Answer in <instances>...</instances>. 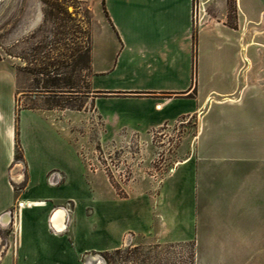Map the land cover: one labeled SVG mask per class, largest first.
Masks as SVG:
<instances>
[{
	"label": "rangeland",
	"instance_id": "374dc122",
	"mask_svg": "<svg viewBox=\"0 0 264 264\" xmlns=\"http://www.w3.org/2000/svg\"><path fill=\"white\" fill-rule=\"evenodd\" d=\"M107 23L101 0H0V67L15 72L14 154L7 165L2 137L12 89L0 74V207L12 201L0 214V243L28 176L25 197L52 196L63 206L74 201L73 246H103L107 227L114 231L110 248L83 254L80 264H264V122L236 121L225 102L213 107L203 119V180L188 184L190 167L181 163L195 147L197 115L138 134L112 128L95 110V97L117 107L122 96L90 87L93 35ZM257 40L250 53L264 49V35ZM207 54L213 53L203 49ZM252 61L264 66V57ZM218 86L203 80L205 91ZM214 96L227 103L235 95ZM22 109L38 111L63 140ZM49 175L60 181L48 184Z\"/></svg>",
	"mask_w": 264,
	"mask_h": 264
},
{
	"label": "crops",
	"instance_id": "0c3cea01",
	"mask_svg": "<svg viewBox=\"0 0 264 264\" xmlns=\"http://www.w3.org/2000/svg\"><path fill=\"white\" fill-rule=\"evenodd\" d=\"M101 3L108 23L93 35L90 87L94 94L122 96L118 97L117 107H108L95 97V110L112 128L138 134L183 116L197 115L200 128L195 136L196 144L181 164L190 167L188 184L203 180V119L211 117L213 107L225 102L221 106L232 110L236 121L264 122V117L261 118L264 99L259 97L260 93L264 94V66L252 64L255 56L264 57V49L250 53L252 45L258 42L257 37L264 35V0H101ZM203 49L213 54L203 57ZM108 58L111 61L106 65ZM1 73L12 89L11 113L2 137L8 148L7 165L14 154L15 72L10 67H0ZM206 78L215 80L218 88L203 90ZM161 94L169 96L158 98ZM229 94L235 96L227 103L213 99L214 95ZM244 95L250 97L246 100ZM249 106L254 110L251 114L241 113L240 109ZM21 111L33 113L52 130L51 137L63 140L38 111ZM22 146L24 152L26 144L22 142ZM72 152L76 164L72 166L82 169L79 156ZM23 166L28 174L24 158ZM28 181L27 176L19 200L23 206L18 201L19 208L10 212L6 240L0 243V264H80L83 254L111 247L114 231L110 226L105 245L73 246L78 233L76 213L70 216L64 231L52 232L48 219L62 205L55 203L52 196L25 197ZM7 183L5 190L11 196L14 191ZM28 202L33 204L27 205ZM11 203L9 200L0 207V214ZM24 206H37L39 210L25 212Z\"/></svg>",
	"mask_w": 264,
	"mask_h": 264
},
{
	"label": "built area",
	"instance_id": "2783aa9c",
	"mask_svg": "<svg viewBox=\"0 0 264 264\" xmlns=\"http://www.w3.org/2000/svg\"><path fill=\"white\" fill-rule=\"evenodd\" d=\"M56 174H57V172H56ZM47 180H48V184H50V185H55V184L58 183V181H60L59 178H58V175H54V176L49 175ZM71 203H74V201H72V200L71 201H67L65 206L62 205L60 207V208H62L64 210V216H63L64 217V219H63L64 227H63V229L59 230L53 225V223L51 221V216H52L53 213H51V215H50V217L48 219V225H49V228L51 229L52 232L58 233V232H62V231H64L66 229V226L69 224V221H70V212H71V207H72Z\"/></svg>",
	"mask_w": 264,
	"mask_h": 264
},
{
	"label": "bare ground",
	"instance_id": "6f19581e",
	"mask_svg": "<svg viewBox=\"0 0 264 264\" xmlns=\"http://www.w3.org/2000/svg\"><path fill=\"white\" fill-rule=\"evenodd\" d=\"M19 203H20V205L21 206H23V203L22 202H20L19 201ZM33 203H31V202H28L27 203V205H32ZM64 210L62 209V208H60V209H58V210H56V211H54V213L52 214V216H51V221H52V223H53V225L57 228V229H62L63 228V226H64V224H63V219H64ZM102 263V262H101ZM100 263V264H101Z\"/></svg>",
	"mask_w": 264,
	"mask_h": 264
},
{
	"label": "trees",
	"instance_id": "16d2710c",
	"mask_svg": "<svg viewBox=\"0 0 264 264\" xmlns=\"http://www.w3.org/2000/svg\"><path fill=\"white\" fill-rule=\"evenodd\" d=\"M103 9H104V7H103ZM104 12L106 13L105 9H104Z\"/></svg>",
	"mask_w": 264,
	"mask_h": 264
}]
</instances>
